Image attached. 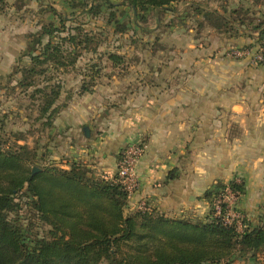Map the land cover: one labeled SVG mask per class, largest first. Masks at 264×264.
I'll return each mask as SVG.
<instances>
[{"label": "crops", "instance_id": "1", "mask_svg": "<svg viewBox=\"0 0 264 264\" xmlns=\"http://www.w3.org/2000/svg\"><path fill=\"white\" fill-rule=\"evenodd\" d=\"M260 1L181 0L170 10L145 12L143 20L130 9V27L114 33L108 26L114 38L98 48L124 56L123 66L112 68L104 58L101 76L84 94L78 93V71L61 75L60 100L70 99L48 132L23 145L36 146L42 165L67 170L80 164L108 179L122 149L140 141L138 188L125 213L143 202L144 210L168 218L200 220L204 193L236 177L245 186L236 206L257 225L264 210V65L231 59L229 50L255 39L210 27L192 5L226 16L243 9L258 18ZM91 59L85 55L76 68ZM107 69L113 72L103 73Z\"/></svg>", "mask_w": 264, "mask_h": 264}, {"label": "trees", "instance_id": "2", "mask_svg": "<svg viewBox=\"0 0 264 264\" xmlns=\"http://www.w3.org/2000/svg\"><path fill=\"white\" fill-rule=\"evenodd\" d=\"M76 1L82 0H71L70 9ZM90 1L81 3L87 8L83 15L96 18L102 13L101 6L111 9L106 25L112 26L114 33H124L126 29L112 11L115 7L126 4L136 20H143L145 12L161 13L181 0ZM259 3L264 6V1ZM197 4L192 9L210 27L228 36L249 33L255 42H264V12L257 18L238 9L226 16ZM5 5L6 0H0V8ZM58 15V25H41L28 35V62L16 73L20 77L15 89L30 100L36 113L33 123L42 129H49L64 107L65 103H60L64 92L61 75L78 71L82 77L78 93H90L101 76L104 58L112 68L125 63V57L116 52H98L106 41L101 35L85 31L82 25L66 26L76 20ZM87 54L92 55V64L76 68ZM1 125L0 264H263L258 254L264 251V213L257 225L243 221L242 228L234 220L227 222L226 204L220 203V214L215 213L214 204L226 190L237 200L244 195L241 179L234 177L205 192L204 199L211 197L213 206L204 220L168 218L144 209L126 214L128 194L116 175L112 179L98 177L80 164L67 170L38 165L36 146L21 145L19 138L7 144ZM28 213L47 228L42 235L31 234Z\"/></svg>", "mask_w": 264, "mask_h": 264}, {"label": "rangeland", "instance_id": "3", "mask_svg": "<svg viewBox=\"0 0 264 264\" xmlns=\"http://www.w3.org/2000/svg\"><path fill=\"white\" fill-rule=\"evenodd\" d=\"M89 1H76L75 8L70 9L69 4L71 0H6V5L0 8V73H3L0 76V124L2 123V134L7 144L11 145L14 139L19 138L25 140L22 143L18 142L19 144L23 145L24 142H28L32 145L34 140L44 135L47 131V128L42 129L40 124L33 123V118L36 116L35 108L32 107L26 95H22L19 89H15V85L20 77L16 74L17 70L28 62L25 56L28 50V35L38 31L41 25H58V14H60L62 17L71 18L72 21L76 20L75 23L71 24L69 22L66 26L74 27L82 25L85 31L101 35L102 39H106L105 43L111 37L108 34V26L106 25V22L110 18L109 13L111 9H105L101 6L102 13L98 17L88 18L86 15H83L87 8H83L81 3L87 2L89 4ZM112 11L115 13L117 23L123 28L128 29L130 27L128 24H131L129 21L131 17L130 8L125 4L115 7ZM111 38L113 39L114 37L112 36ZM112 72L111 69H107L103 73L109 74ZM68 99H70V96H66L63 102ZM60 103H62L61 100ZM40 164L42 165V163L38 165ZM112 173V176L108 179L115 177L116 172ZM96 176L101 177L100 175ZM219 184L221 185L220 182H217L214 185ZM212 187L207 191L212 190ZM202 199H204V195ZM233 200H231V211L227 214L230 215L228 216V222L234 220L237 226L242 228L241 224L243 221L250 222L246 212L244 213L243 210L237 208V201ZM204 202L207 204V210L200 220H204L209 215L213 206L211 197L210 199H204ZM259 212L263 215L264 210ZM26 218L29 220L28 223L32 229L31 234L33 236H40L42 235L41 231L47 229L36 221L32 213H28ZM32 235L29 232L31 240L33 239ZM258 259L259 263L264 264V251L258 254ZM235 264L247 263L237 261Z\"/></svg>", "mask_w": 264, "mask_h": 264}, {"label": "built area", "instance_id": "4", "mask_svg": "<svg viewBox=\"0 0 264 264\" xmlns=\"http://www.w3.org/2000/svg\"><path fill=\"white\" fill-rule=\"evenodd\" d=\"M228 56L235 60H247L250 65L262 66L264 65V42H254V44L249 47L233 48L228 51ZM144 150L145 145L139 141L124 147L119 155V160L116 167V180L127 192L128 199L138 188V178L135 170L138 161L144 154ZM238 181L239 180H236V182ZM231 200L236 201L237 199L235 198L234 194H232L229 190H226L224 195L218 198V201L215 203L214 209L216 215L220 214V203L226 204L228 209L227 214H229L231 211ZM143 209H145V204L142 202L138 206V210Z\"/></svg>", "mask_w": 264, "mask_h": 264}, {"label": "water", "instance_id": "5", "mask_svg": "<svg viewBox=\"0 0 264 264\" xmlns=\"http://www.w3.org/2000/svg\"><path fill=\"white\" fill-rule=\"evenodd\" d=\"M32 171L35 172L36 171V168H33Z\"/></svg>", "mask_w": 264, "mask_h": 264}]
</instances>
